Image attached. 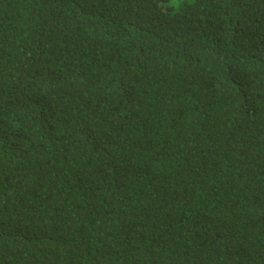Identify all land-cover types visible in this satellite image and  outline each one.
Segmentation results:
<instances>
[{"label":"trees","instance_id":"obj_1","mask_svg":"<svg viewBox=\"0 0 264 264\" xmlns=\"http://www.w3.org/2000/svg\"><path fill=\"white\" fill-rule=\"evenodd\" d=\"M0 264H264V0H0Z\"/></svg>","mask_w":264,"mask_h":264}]
</instances>
